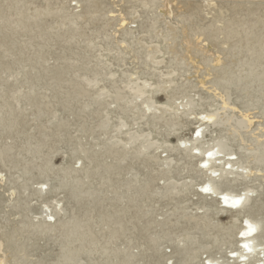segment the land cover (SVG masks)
Instances as JSON below:
<instances>
[{"label": "bare ground", "instance_id": "1", "mask_svg": "<svg viewBox=\"0 0 264 264\" xmlns=\"http://www.w3.org/2000/svg\"><path fill=\"white\" fill-rule=\"evenodd\" d=\"M72 1L0 0V187L10 196L0 197V264L25 263L15 257L30 252L28 243L47 241L54 255L27 264H78L80 258L82 264H191L208 244L199 264H264V186L252 179L264 173V144L256 139L244 154L235 140L245 142L240 130L252 125V110L264 129V0H203L204 17L186 0L183 15L171 9L162 19L153 13L159 0H119L126 5L118 10L115 43L103 22L114 11H104L103 0ZM95 21L100 24L89 30ZM131 27L141 35L133 37ZM179 28L197 35L198 45L186 37L187 46L212 65L207 88L221 98L219 106L178 85ZM207 39L217 43L213 55ZM110 45L120 54L117 63L130 54L144 68L109 69L101 58ZM94 48L101 52L92 57ZM165 63L168 69H160ZM158 91L165 92L162 102ZM104 110L118 119L111 131H101L109 125ZM140 120L153 128H141ZM183 129L188 136L180 135ZM61 142L72 144L71 152L55 164ZM189 190L203 201L190 216ZM156 198L174 202L159 220L145 210ZM204 201L229 212L228 225L211 223ZM175 210L180 216L171 220ZM160 241L171 247L165 260Z\"/></svg>", "mask_w": 264, "mask_h": 264}, {"label": "rangeland", "instance_id": "2", "mask_svg": "<svg viewBox=\"0 0 264 264\" xmlns=\"http://www.w3.org/2000/svg\"><path fill=\"white\" fill-rule=\"evenodd\" d=\"M185 1L186 0H178V1H174V0H159L158 2L161 3V8L154 9L153 10V13L155 14V16H158L159 19H162L165 16H167L166 15L167 11L168 10H171V9L174 11V13H177L178 16L183 15V13H184L183 12L184 5L182 3L183 2L185 3ZM189 1H191L192 4L193 3L194 4H197L200 7L198 10L200 11V13L202 14V16L204 17L205 16L204 13L209 10V9H207L208 7L205 6L206 2L204 3L203 0H189ZM73 3H75L74 0L71 2V4H73ZM116 4H117V6H116ZM125 5L126 4H124L123 1H119V0H103L102 5H101V6H103L105 8L103 10L105 11V10H109L111 8L114 11V14L112 16H110V13L107 12L104 15V19H103V22H108L109 23L108 26H107V29H106L107 40H111V41H114L115 39L118 40L119 37L121 36L120 33H119V31H117L118 30L117 29L118 27L116 26V24H117V19H118V10L119 9L121 10V8L124 10V8H125L124 6ZM127 5H128V3H127ZM71 6H73V5H71ZM119 6H120V8H119ZM149 14H152V12L150 11ZM166 19H169V18H166ZM178 19H179L178 17H177V19L174 18V20H178ZM208 20H209V18H207V17L203 19V21H206V22ZM93 24L99 25L100 22L95 21L92 24L91 23L88 24V26H87L88 29L89 28L92 29V27L94 28ZM134 25H136V23H132L129 26H134ZM131 30H132V36L133 37H136V36L138 37V36L141 35V33L138 31L137 27H131ZM179 31H180L179 32L180 33L179 39H181V40L178 39L177 41H175L177 44L176 43L175 44H176V47H177V51H179L180 57L183 60V70L181 72H179V74H178V76L176 78L177 79V82H178V85L184 83V85L187 88H189L191 86L190 93L193 94L194 92H198L203 97L204 96L205 97H209V100L212 101V103L215 106H219L220 103H221V98H219V96H215L210 91V89L207 88V87L210 86L209 80H211V77L210 76L207 77V73H210L211 72L210 69L212 68L211 67L212 65L206 66L205 64H203L202 57L199 56V55L197 56L193 52V49H191V48H189L187 46L186 37H188V39H190L194 44L198 45L197 42H199V39H197V35H193V33H190V31H188V29L187 30L186 29L185 30L184 29L182 30V28H181ZM86 33H89V31L86 30ZM190 36H191V38H190ZM81 38L82 37H77V40L81 41ZM100 39L101 38H97L96 40H100ZM182 39L185 40V41L182 42ZM207 40H209L210 42L207 41L208 42V45H206L205 49L207 50V52L210 51V53H209L210 55H213L214 52L217 50L216 49L217 48V46H216L217 43L211 42L210 39H207ZM113 43H115V41ZM178 44H180V45H178ZM81 45H83V44L81 43ZM97 45H99V44H97ZM110 46H111V49L112 50L110 49V50H107V51H103L102 52L103 57L101 58V61L103 63L107 62V64L110 66L109 69L114 70L117 73H121V71H123V70L124 71L131 72V71H134V70L136 71V70H141V69L144 68L143 67V64H141V62H140L141 60H133L132 59V56H129L130 54L127 55V56L124 55V61L117 63L118 62V58L120 57V54L118 56L117 51L115 52L114 45H110ZM145 48H146V46H144V49ZM144 49L141 48V50H140V55H141L142 58L144 57ZM116 50H118V49H116ZM100 52L101 51L98 48H94V49H92L90 55L92 57L93 56H98ZM122 58H123V56H122ZM130 61H132V62H130ZM52 62L53 61H50V63H52ZM131 63H133V64H131ZM136 63H137V65H136ZM148 64H150V67H151L152 62L148 61ZM165 64H166L165 66L164 65H160L159 66V67H161L160 69H164V70L165 69H168L169 64L168 63H165ZM186 68H188V69H186ZM97 72H100V69H97ZM117 79H118V77H117ZM201 79H203L204 81L207 82L205 84V87H202L199 84V81ZM102 83H104L106 86H109V82L102 81ZM193 87H194V89H193ZM104 97H109L110 98V96H104ZM142 99H143L142 97H139L137 101L140 102ZM155 99L158 102L164 101L165 100V92L164 91H158V93L155 95ZM122 101L123 100H121L120 103H122ZM240 106H241V103L239 104V107ZM198 107H200V106H198ZM103 112H105V116L103 117V119H105V118H107V112L108 111L104 110ZM252 113H253V114H251L253 116L252 125L247 128L248 130L245 129V128H243L242 130H240V133L245 138V142H241L239 135H237V138H235L236 143L239 144L240 146L242 145L241 148L243 149L244 154H247V151H248L247 148H249L250 146L255 145L256 139L257 140H262V144H264L263 143V140H264V129L263 130H260L258 128L259 122H263V119L259 117L257 110H252ZM110 115L111 114L109 113V116H108L109 118H107V119H109V125L105 128L106 130H101V131H111V129H113L112 122H117L118 121V119L115 118L113 116V114L111 116ZM236 116H239V114H236ZM127 117L128 116H125L126 120L131 123V117L130 118H127ZM92 125H93V123H92ZM139 126L141 128H145V127H151V128H153L152 126H148L147 124H145V120H140ZM135 127H138V125L136 124ZM74 130H75V128L71 129L72 135L78 134V132H75ZM112 132H114V131L112 130ZM188 133H189L188 129H183L182 132H180V135L188 136ZM108 135H110V134H107V135L102 134L101 137L102 136H108ZM120 136H122V135H120ZM97 137L98 136H96V138L94 139V141L95 142H98V143H101V139H99ZM176 137H177V134H170L169 137H167V139H169V141L173 142V141L176 140ZM89 141L93 142L92 141V137H89ZM100 146H101V144L98 147H100ZM70 147H72V144H70V143L61 142L60 144H58L56 146L57 151L54 153V156L52 158V161L55 164H60L62 162V158L63 157L69 156V154L71 152L70 151L71 150ZM160 151H161V149L158 151L159 154H160ZM162 155H164V153H162ZM261 175H264V173L263 172L257 173V175H255L254 177H252V179L255 180V181H257V182L263 183L262 185L264 186V177L261 176ZM160 182H163V181L160 180ZM240 187H242V185H239L238 186V188H240ZM4 189L2 187H0V197L4 196L3 199L4 200H8V199H10L9 198L10 197L9 196V192L6 191V190L4 191ZM189 191L186 194V196H187L186 197L187 198L186 205L189 208L185 210L186 211V214L188 216L193 215V214H195V213H197V212H199V211L202 210L201 208L197 209L195 207V205H194L195 203H197L198 205H200L201 203H203V201H201L200 196L195 192V190L194 191L191 190L190 192ZM7 193H8V195H7ZM204 202H206L207 203V206L209 207L206 210H207V214L210 217L209 219H210V222L211 223H213V224L214 223H216V224L220 223L221 226L228 225V221H229V218H230V213L229 212H222V211H220L219 208L217 210H215L211 206L213 204V202H210V201H204ZM173 203H170V205H167V203H165L162 199H157L156 198V200H154L153 202H151V209L150 210L148 208L145 209L149 213V214H147V217L149 219L150 218H153L155 220L156 219L157 220L161 219L163 217V214L164 213L172 212L170 210V207H171V205ZM38 205H39V202H36L35 200L32 201L31 206L37 207ZM214 205H216V204L214 203ZM1 210L2 209L0 208V213H1ZM263 210H264V205H263ZM148 215H150V216H148ZM179 216H180V214H179L178 211L176 212V210L171 215H169V217H170L171 220H175V218H178ZM14 217L15 216L13 214H11L9 216V218L13 220L12 222H10L13 225L17 223V220H15ZM0 218H2V216H0ZM183 220L184 219H181V223H182ZM187 220L184 221V222L185 223L187 222V224H189L188 226H190V225L192 226V223L190 222V220L189 221H187ZM2 221H4V219H2ZM172 229H174V228H172ZM158 230H159L158 227H156L154 229L153 228H150L148 230V233L146 232V235H154ZM174 231L177 232L178 231V228L177 229L175 228ZM193 231H195V230H193ZM158 244H159L160 251L162 250V254H163V257H164L163 260H165V258H167V256H169V254H170L171 247L168 244H166L165 242H162V241H160ZM209 245L210 244H208V246ZM208 246H207V248H208ZM202 247H204V245L201 246V249H202ZM28 248L31 249L29 253H27V251H26L27 254H20L17 257H15V259H16V261L18 263L24 261L25 263H22V264H27V261L28 260L29 261H31V260L35 261L36 258L39 257V256L45 257V256L49 255V258H51L52 255H54V253L57 251L56 247L51 242H49V241L45 242L43 244V246H42V244H39L37 242L28 243ZM207 248H205V249H207ZM223 248H226V246H224ZM205 249H202V252H203L202 255L200 257H198L197 260H192L191 261V264H197V263L199 264V262L201 261V257H205V256L208 255V252H204ZM49 250H51L53 254H49ZM226 250H227V248H226ZM28 254H32V255L31 256H27ZM78 262H79L78 264H82L83 263V259L80 258V260ZM170 262L171 261H169V264H171ZM12 263H13V260H12Z\"/></svg>", "mask_w": 264, "mask_h": 264}, {"label": "snow or ice", "instance_id": "3", "mask_svg": "<svg viewBox=\"0 0 264 264\" xmlns=\"http://www.w3.org/2000/svg\"><path fill=\"white\" fill-rule=\"evenodd\" d=\"M204 191L205 192H208V191H210V189L209 188H205ZM224 199H225V202L227 203L228 202V197H225ZM233 203L235 205H238L240 203V201L239 200H236ZM249 229H250V232L248 234H250L251 232H254L255 231V229L254 228H251V226H249ZM245 247H247V245H245Z\"/></svg>", "mask_w": 264, "mask_h": 264}]
</instances>
